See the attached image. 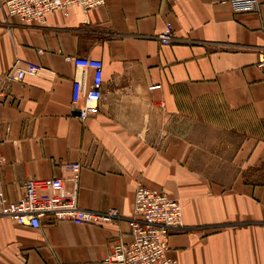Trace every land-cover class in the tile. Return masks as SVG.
Instances as JSON below:
<instances>
[{
    "label": "crops",
    "instance_id": "0c3cea01",
    "mask_svg": "<svg viewBox=\"0 0 264 264\" xmlns=\"http://www.w3.org/2000/svg\"><path fill=\"white\" fill-rule=\"evenodd\" d=\"M236 12L218 0H104L43 24L8 15L0 0V186L17 200L30 178L80 164L77 205L118 210L107 222L0 216V264L98 260L128 241L138 183L178 200L167 238L177 264H264V0ZM169 21L173 40L157 35ZM73 57L102 62L96 114L71 106ZM41 72L2 82L14 65ZM92 68L85 70L90 83Z\"/></svg>",
    "mask_w": 264,
    "mask_h": 264
},
{
    "label": "built area",
    "instance_id": "2783aa9c",
    "mask_svg": "<svg viewBox=\"0 0 264 264\" xmlns=\"http://www.w3.org/2000/svg\"><path fill=\"white\" fill-rule=\"evenodd\" d=\"M230 3L236 12L253 11L257 0H218ZM104 0H2L8 15L25 22L43 24L50 13H66L70 6L87 11L100 6ZM159 43L169 44L173 40V28L169 21L157 35ZM75 66L81 68L79 77L72 81L71 106L80 120L96 114L101 100L102 62L90 57H73ZM257 66L264 71V50L259 52ZM92 68L90 83L86 82L85 70ZM42 67L34 63L14 65L1 76L2 82L18 81L25 75H35ZM0 95L3 93L0 91ZM5 161L0 152V165ZM68 176L30 178L22 184V194L17 200H8L0 186V216L8 217L13 223L31 228L40 227V218L49 214L52 221L63 219L79 223L107 222L119 217L118 210L95 213L77 205L80 164L65 165ZM71 181V185H65ZM130 239L115 240L109 252L101 259L69 262L62 264H177L167 254L168 235L182 227L181 206L177 199L161 189L138 183L134 190L131 214L127 217Z\"/></svg>",
    "mask_w": 264,
    "mask_h": 264
},
{
    "label": "bare ground",
    "instance_id": "6f19581e",
    "mask_svg": "<svg viewBox=\"0 0 264 264\" xmlns=\"http://www.w3.org/2000/svg\"><path fill=\"white\" fill-rule=\"evenodd\" d=\"M71 184H72L71 181H66V182H65V185H68V186H69V185H71Z\"/></svg>",
    "mask_w": 264,
    "mask_h": 264
}]
</instances>
